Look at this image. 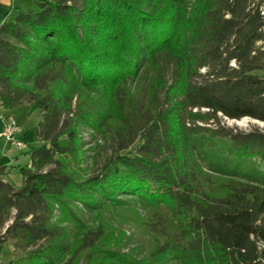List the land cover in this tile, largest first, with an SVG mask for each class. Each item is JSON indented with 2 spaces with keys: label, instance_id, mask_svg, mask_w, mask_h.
<instances>
[{
  "label": "trees",
  "instance_id": "1",
  "mask_svg": "<svg viewBox=\"0 0 264 264\" xmlns=\"http://www.w3.org/2000/svg\"><path fill=\"white\" fill-rule=\"evenodd\" d=\"M34 2L0 20V108L39 115L19 185L0 162L4 264L91 259L78 204L150 215L127 264H264V129L220 121H264V0Z\"/></svg>",
  "mask_w": 264,
  "mask_h": 264
},
{
  "label": "rangeland",
  "instance_id": "2",
  "mask_svg": "<svg viewBox=\"0 0 264 264\" xmlns=\"http://www.w3.org/2000/svg\"><path fill=\"white\" fill-rule=\"evenodd\" d=\"M14 5L24 9L28 7L36 9L34 0H16V4ZM18 9L12 8L11 13L14 14ZM5 113L6 111L4 110ZM9 113L14 116L15 120L24 130L23 139L26 142L23 150L11 146L12 154L18 156L17 164L13 165V167L17 168L13 180L15 183L18 182L20 184L21 175L18 173V167L24 166L27 163L29 160V152L36 146L33 129L39 121V115L37 112L31 111L28 104L18 106L10 110ZM220 121L221 124L243 131L254 127L264 129V121L247 116L240 119H229L220 115ZM82 137L85 150L83 168L88 172L93 164V152L90 149L94 145L88 129L82 131ZM75 212L80 222L78 224L66 223L65 225L70 240L79 227L80 229H97L100 227L103 232L101 240L97 242L100 249H94L93 252L90 251L91 259L81 256L78 264H127L128 259L144 258L152 247L153 236H150L146 227V222L151 220L150 215L144 213L136 204H128L120 207L105 205L97 210L87 209L81 204H78L75 207ZM80 229L79 231H81ZM11 242L8 240V243ZM10 248H12L11 245ZM10 248L7 243L2 245L0 251L1 258L9 260ZM18 252L19 250H16V253ZM108 255L111 257L107 258Z\"/></svg>",
  "mask_w": 264,
  "mask_h": 264
},
{
  "label": "crops",
  "instance_id": "3",
  "mask_svg": "<svg viewBox=\"0 0 264 264\" xmlns=\"http://www.w3.org/2000/svg\"><path fill=\"white\" fill-rule=\"evenodd\" d=\"M14 4H16V0H0V20L3 18V16L7 13L8 17L11 18L14 16V14H12V8L13 9H24L21 7H16ZM21 6V5H20ZM10 8V9H9ZM1 110H3V112H1ZM6 113L5 114H11L9 113L10 110H5ZM0 113L4 114V109L0 108ZM11 146L6 142V140L4 139L3 135H2V122L0 120V162H6L9 166H12L10 169H8V179L10 181H12L15 185H18L19 183H15L13 178H14V174L17 172V168L13 167V165L17 164L18 162V156H15L12 154L11 151ZM28 162V161H27ZM10 248V245H9ZM12 248H10L11 251ZM6 259L1 258L0 256V263L4 264V261Z\"/></svg>",
  "mask_w": 264,
  "mask_h": 264
},
{
  "label": "built area",
  "instance_id": "4",
  "mask_svg": "<svg viewBox=\"0 0 264 264\" xmlns=\"http://www.w3.org/2000/svg\"><path fill=\"white\" fill-rule=\"evenodd\" d=\"M2 122V135L6 142L19 150H23L26 146L24 138V130L11 114L0 113Z\"/></svg>",
  "mask_w": 264,
  "mask_h": 264
}]
</instances>
